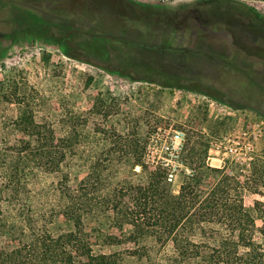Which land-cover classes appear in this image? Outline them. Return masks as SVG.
<instances>
[{
	"label": "rangeland",
	"instance_id": "rangeland-1",
	"mask_svg": "<svg viewBox=\"0 0 264 264\" xmlns=\"http://www.w3.org/2000/svg\"><path fill=\"white\" fill-rule=\"evenodd\" d=\"M99 1L0 0V147L15 144L19 136L10 133L16 122L32 115L35 123H51L58 135L77 126L86 147L103 142L95 130L129 136L145 148L144 159L169 165L174 194L178 173L189 172L179 155L188 138L209 143L210 167L226 165L230 174L240 169L249 177L264 162V0H129L142 6L127 16L112 7L104 12ZM226 5L243 12L234 17L209 12ZM258 27L262 33L250 30ZM168 42L170 51L164 48ZM183 49L197 52V58L182 61ZM176 132L183 133L180 143ZM25 177L32 199L24 203L28 210L41 189L60 180L39 171ZM114 177L134 181L131 175ZM259 192L245 194L248 206L254 198L260 203L255 240L264 251V185ZM0 209L12 213L5 204ZM88 223L121 235L108 228L106 218ZM67 229L58 219L49 227L53 233ZM130 247L103 251L118 252L132 264ZM170 252L169 244L154 251L152 262Z\"/></svg>",
	"mask_w": 264,
	"mask_h": 264
},
{
	"label": "trees",
	"instance_id": "trees-1",
	"mask_svg": "<svg viewBox=\"0 0 264 264\" xmlns=\"http://www.w3.org/2000/svg\"><path fill=\"white\" fill-rule=\"evenodd\" d=\"M99 5L104 12L112 7L126 16L142 6L129 0H100ZM209 12L234 17L243 10L226 5ZM169 43L164 48L169 50ZM178 54L184 62L198 56L190 49ZM19 119L10 133L18 141L0 147V204L12 212L5 215L0 209V264H125L120 253L103 251L125 244L134 248L127 256L132 264H264V251L255 240L261 231L255 224L260 203L254 198L248 206L245 194L259 195L264 162L252 167L249 177L240 169L230 174L226 165L218 169L207 163L209 143L188 138L179 155L189 172L178 173L174 194L169 165L144 159L145 148L129 136L95 130L103 142L86 147L77 126L64 127L58 135L48 121L35 123L32 115ZM33 171L58 174L60 180L41 189L36 206L28 210L24 203L31 205L32 199L25 175ZM114 175H131L134 181ZM99 218L121 235L89 226ZM56 219L68 229L51 232ZM125 227L130 231L125 233ZM168 244L170 254L153 263L151 254Z\"/></svg>",
	"mask_w": 264,
	"mask_h": 264
},
{
	"label": "flooded vegetation",
	"instance_id": "flooded-vegetation-1",
	"mask_svg": "<svg viewBox=\"0 0 264 264\" xmlns=\"http://www.w3.org/2000/svg\"><path fill=\"white\" fill-rule=\"evenodd\" d=\"M29 12V14H28V16L27 17H31L32 16V13L30 12V11H28ZM264 24V23H263ZM259 26L261 27L262 25L261 24H259ZM31 28H36V27H31ZM44 29H46V28H44ZM94 28H89L88 29V32L90 33V34H92L93 32H94ZM251 31H253V33H262V30L258 27V29H250ZM99 34H92V36H98ZM255 35V34H254Z\"/></svg>",
	"mask_w": 264,
	"mask_h": 264
},
{
	"label": "built area",
	"instance_id": "built-area-1",
	"mask_svg": "<svg viewBox=\"0 0 264 264\" xmlns=\"http://www.w3.org/2000/svg\"><path fill=\"white\" fill-rule=\"evenodd\" d=\"M175 138H176V140H178L179 141V143L181 142V140H183V133L182 132H176L175 133ZM172 176L170 175V178H171ZM170 180H172V179H170Z\"/></svg>",
	"mask_w": 264,
	"mask_h": 264
}]
</instances>
